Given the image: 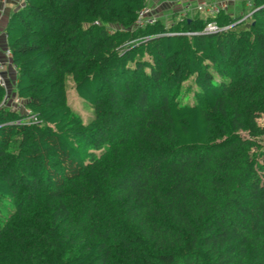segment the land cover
I'll list each match as a JSON object with an SVG mask.
<instances>
[{
	"label": "trees",
	"instance_id": "16d2710c",
	"mask_svg": "<svg viewBox=\"0 0 264 264\" xmlns=\"http://www.w3.org/2000/svg\"><path fill=\"white\" fill-rule=\"evenodd\" d=\"M144 5L11 14L14 92L36 121L0 84V264H264V0L216 33L242 16L136 27Z\"/></svg>",
	"mask_w": 264,
	"mask_h": 264
},
{
	"label": "built area",
	"instance_id": "2783aa9c",
	"mask_svg": "<svg viewBox=\"0 0 264 264\" xmlns=\"http://www.w3.org/2000/svg\"><path fill=\"white\" fill-rule=\"evenodd\" d=\"M154 0H145V5L138 12L137 20L135 23L136 27H143L147 24H154L160 19L159 13L156 12V9L152 6ZM181 4V10L179 12L180 18L192 17L196 14H200L204 17H216L220 11H226L228 9L229 2H235L236 0H226L224 2H214L208 0H178ZM194 1H197L194 4ZM247 4L249 3V10L247 14L239 15L242 16L241 19L223 27L217 25L215 21H210L205 27V32L216 33L225 30L232 29L237 27L238 24L243 23L244 21H249L252 17V6L253 0H244ZM6 57L9 62H11L13 70L16 72V66L12 63V54L9 49L6 50ZM5 62L0 59V84L5 88L6 94L4 98V103L8 104L14 111H19L29 116L28 122L34 123L36 121V116L33 114L32 110L27 108L24 99L18 96L14 92V88L9 85L8 77L4 73ZM7 105V104H6Z\"/></svg>",
	"mask_w": 264,
	"mask_h": 264
},
{
	"label": "crops",
	"instance_id": "0c3cea01",
	"mask_svg": "<svg viewBox=\"0 0 264 264\" xmlns=\"http://www.w3.org/2000/svg\"><path fill=\"white\" fill-rule=\"evenodd\" d=\"M22 1L23 0H0V59L5 62L4 73L8 77L10 82L11 81L13 82L14 79L16 78V72H15V70H13L11 62H9L7 57H6V50L8 49V46H7V35L5 33V28H6L7 22L11 16V14L17 10V7L20 6V2H22ZM208 1H214V2L220 3V2H224L226 0H208ZM240 1L245 3V5L248 6V4L244 0H236V2H229V7L227 9V12L231 13L235 16L241 15L238 11H236L238 13L235 12V10H237L238 3ZM196 3H197V1H194V4H196ZM167 4L171 5V7H172V8L171 7H169V8L172 9V13L175 16L173 18V20L174 19H180L179 12L181 10V4L178 0H164V1L154 0L152 2V6L156 9L157 13H161L162 10L164 9L163 6H165ZM22 5H23V3H22ZM248 8H249V6H248ZM160 19L164 20V17L160 16Z\"/></svg>",
	"mask_w": 264,
	"mask_h": 264
},
{
	"label": "rangeland",
	"instance_id": "374dc122",
	"mask_svg": "<svg viewBox=\"0 0 264 264\" xmlns=\"http://www.w3.org/2000/svg\"><path fill=\"white\" fill-rule=\"evenodd\" d=\"M162 1H164V0H162ZM22 3H24V0L22 2H20V6H22ZM20 6L17 7V9H19ZM248 6H249V3H248ZM248 6L245 5V3H243V2L240 1L238 3V7H237V10H235V12L238 11L242 15L247 14L248 13V10H249ZM169 7H171V5H169V4L163 6L164 9L162 10L161 13H159V16L164 17V21L167 24L172 23L173 18L175 17L174 14L172 13V9H170ZM228 7H229V5H228ZM238 12H236V13H238ZM240 28H242V26H240ZM15 83H16V78L14 79L13 82L12 81L11 82L9 81V85L11 87H13V88L15 86ZM67 100H68V103L76 111H78L84 117L85 120H87L89 118V116H90V110L84 104V101L81 98H79L78 95L76 94L75 89H74V85H73L72 82L69 84ZM8 101H9V103H6V104H12L10 102V100H8ZM258 123H259V125H261V126L264 127V114L258 119Z\"/></svg>",
	"mask_w": 264,
	"mask_h": 264
}]
</instances>
